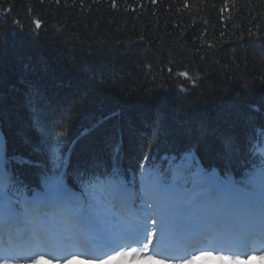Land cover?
<instances>
[{
    "label": "trees",
    "instance_id": "trees-1",
    "mask_svg": "<svg viewBox=\"0 0 264 264\" xmlns=\"http://www.w3.org/2000/svg\"><path fill=\"white\" fill-rule=\"evenodd\" d=\"M262 128L264 0H0V147L28 197L57 140L70 186L118 149L139 192L145 156L186 151L239 180Z\"/></svg>",
    "mask_w": 264,
    "mask_h": 264
},
{
    "label": "snow or ice",
    "instance_id": "snow-or-ice-1",
    "mask_svg": "<svg viewBox=\"0 0 264 264\" xmlns=\"http://www.w3.org/2000/svg\"><path fill=\"white\" fill-rule=\"evenodd\" d=\"M8 12L11 9L7 10ZM39 27V22H36ZM182 76L188 74L180 73ZM61 136L64 133L60 134ZM57 140L48 148L50 174L44 176V190L28 197L27 186L8 165L5 152L0 147V264H36V261L48 255L50 259L62 262L80 256L84 259L140 260V259H175L178 264H191L197 256L206 259H239L241 255H264V128L256 137V142L247 147L245 158L239 161L243 169L237 180L231 173L221 176L216 168L204 169L198 157L191 151L165 156L169 161L168 172L153 167V157L145 156L147 165L139 168V192L136 190V173L125 177L118 165L119 150L114 149L113 166L101 172L94 168L73 175L72 187L68 183L70 157ZM34 167H41L38 161H21ZM146 205L154 216L160 217L163 228L170 215L179 211L191 214L200 213L202 217L214 214L240 215L260 225V234L247 250L232 252L231 249L212 247L211 245L195 249L190 255L168 257L154 253L153 242L157 234L153 218L151 233H148L145 221L142 239H134L128 244H118L109 234L92 227L95 218L110 208L119 205L131 211V206ZM74 221L81 225L78 236L70 237L62 221ZM139 227V226H138ZM16 239L29 245L28 253L8 252ZM7 237V238H6ZM74 239L88 242L90 251L76 252L65 249L63 256L44 253L45 246L57 247ZM109 248L104 251V248Z\"/></svg>",
    "mask_w": 264,
    "mask_h": 264
},
{
    "label": "rangeland",
    "instance_id": "rangeland-1",
    "mask_svg": "<svg viewBox=\"0 0 264 264\" xmlns=\"http://www.w3.org/2000/svg\"><path fill=\"white\" fill-rule=\"evenodd\" d=\"M145 206V213L148 212L147 219L142 220L140 230L144 233V225L145 221L147 224V229L148 233H151V229L153 227L152 225V220L153 218L157 220L156 224V229H157V234L156 236L160 233L159 227L160 224V217L158 215L154 216L153 213L151 212L150 209ZM127 210V209H125ZM180 213L183 211H179ZM212 216V215H211ZM211 216H208L211 217ZM241 219L243 218L240 216ZM209 221L208 219H206ZM206 222V221H205ZM243 222V223H242ZM69 223V222H68ZM241 223L243 226H246L247 228L252 225V234L250 235H244L245 230H242L241 232H238L236 230L238 225H231L227 223H220V222H211V226L207 225L205 230L202 233V240H203V245L207 247L209 243H211L212 236L215 234V241H213V246L212 247H220L224 249H231L232 252H243L247 250L249 247L250 243L258 237L260 234V229H259V223L253 222L251 220L243 218L241 220ZM209 226V227H208ZM200 231V230H199ZM154 237V242H153V251L154 253H159L158 252V239L157 237ZM220 238H223L220 240ZM220 241V242H219ZM220 245V246H219ZM79 247V245H78ZM44 252V249H43ZM75 259V260H74ZM68 260V264H178L177 260H160V259H140V260H131V259H124V260H110V261H103L100 263L93 262L92 260L89 259H84L80 256H77L76 258ZM37 261H44L36 264H55V259H50L48 255H44L43 258H40ZM187 264V262L185 263ZM191 264H264V255L261 254H249L247 257H244L243 255L240 256L239 259H226V260H217V259H206L200 256H197L196 259L191 260Z\"/></svg>",
    "mask_w": 264,
    "mask_h": 264
},
{
    "label": "bare ground",
    "instance_id": "bare-ground-1",
    "mask_svg": "<svg viewBox=\"0 0 264 264\" xmlns=\"http://www.w3.org/2000/svg\"><path fill=\"white\" fill-rule=\"evenodd\" d=\"M50 250H52V253H56V256L59 255V252L58 251H60V250L58 249V246L57 247H53ZM56 250H58V251H56ZM40 262H44V261H36V263H40ZM55 264H62V262L60 261V262L55 263ZM63 264H68V260L67 261H64Z\"/></svg>",
    "mask_w": 264,
    "mask_h": 264
}]
</instances>
